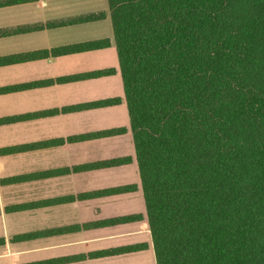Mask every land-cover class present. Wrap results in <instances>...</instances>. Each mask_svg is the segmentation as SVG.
Returning <instances> with one entry per match:
<instances>
[{"label": "trees", "instance_id": "obj_1", "mask_svg": "<svg viewBox=\"0 0 264 264\" xmlns=\"http://www.w3.org/2000/svg\"><path fill=\"white\" fill-rule=\"evenodd\" d=\"M107 1L156 263L264 264V0Z\"/></svg>", "mask_w": 264, "mask_h": 264}, {"label": "crops", "instance_id": "obj_2", "mask_svg": "<svg viewBox=\"0 0 264 264\" xmlns=\"http://www.w3.org/2000/svg\"><path fill=\"white\" fill-rule=\"evenodd\" d=\"M0 264H157L107 0H0Z\"/></svg>", "mask_w": 264, "mask_h": 264}]
</instances>
